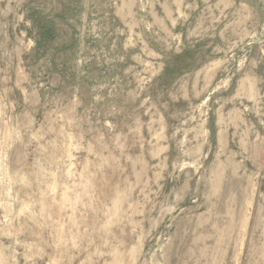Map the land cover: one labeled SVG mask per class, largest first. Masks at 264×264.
Wrapping results in <instances>:
<instances>
[{"label": "rangeland", "instance_id": "1", "mask_svg": "<svg viewBox=\"0 0 264 264\" xmlns=\"http://www.w3.org/2000/svg\"><path fill=\"white\" fill-rule=\"evenodd\" d=\"M0 264H264V0H0Z\"/></svg>", "mask_w": 264, "mask_h": 264}]
</instances>
